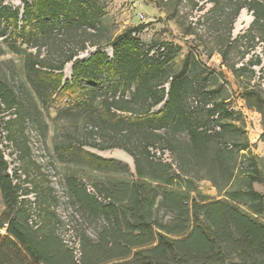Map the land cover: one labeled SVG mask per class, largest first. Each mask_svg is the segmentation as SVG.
Masks as SVG:
<instances>
[{"label": "rangeland", "instance_id": "obj_1", "mask_svg": "<svg viewBox=\"0 0 264 264\" xmlns=\"http://www.w3.org/2000/svg\"><path fill=\"white\" fill-rule=\"evenodd\" d=\"M0 3L18 10L19 20L18 29H14L12 19L0 17V82L15 102L14 108L2 107L0 111V154L7 163L6 173L13 183L27 190L29 200L30 194H39L41 203L40 194H45L52 204H59L65 241L76 242L78 230L80 236L85 233L93 237L95 230V224L83 222L79 208L68 201L67 179L74 176L93 183L108 176H123L121 167L97 163L82 152L115 160L133 172V158L124 150L97 149L113 144H121L138 158H145L146 147L152 144L168 148L192 200L199 205L222 202L264 226V50L256 43L257 37L243 36L253 18L246 9L236 14L242 0H79L70 6L64 5V0ZM25 5H32L33 14L23 32ZM242 12L249 21L243 20L236 27ZM131 32L140 52L167 46L172 59L153 70L150 80L162 84L165 91L170 83H178L179 113L183 114L184 102L192 94L210 100L220 115L218 136L198 133L210 116L204 109L192 118L181 117L176 128L131 131L107 109L116 112L109 106L114 102L126 110L119 115L123 119L141 114V108L130 100L132 85L122 88L100 74L97 81L80 82L91 89L90 95L78 88L58 93L55 77L28 69L33 62L36 69L47 71L73 54L61 71L62 83L72 81L71 67L76 62L86 61L98 51L111 56L112 43ZM253 43L257 45L246 53ZM256 56L260 57L259 64L254 63ZM185 62L188 69L175 78ZM250 62L253 75L239 70ZM165 102L152 112H160ZM8 120L7 131L4 126ZM225 144L232 148L225 149ZM117 153L126 154L131 163L116 158ZM157 218L160 223H169L173 216L160 210ZM225 260L237 258L227 255Z\"/></svg>", "mask_w": 264, "mask_h": 264}, {"label": "trees", "instance_id": "obj_2", "mask_svg": "<svg viewBox=\"0 0 264 264\" xmlns=\"http://www.w3.org/2000/svg\"><path fill=\"white\" fill-rule=\"evenodd\" d=\"M78 1L64 0V5H76ZM242 9H246L253 18L243 36L257 37L256 43H261L264 50V4L260 0H242L236 14ZM53 10L58 12L56 8ZM73 11L71 18L75 21L77 9ZM32 14V5H25L23 32L29 28ZM1 16L12 19L14 29H18V10L0 3ZM257 44L253 43L245 52ZM111 47V56L98 51L86 61L76 62L71 67L72 81L65 83L61 82V71L73 54L59 65L48 67L47 71L36 69L33 62L28 69L36 74L55 77L58 80V93L78 88L83 94L90 95L91 89L84 88L80 82L97 81L100 74L108 76L122 88L128 89L132 85L130 100L141 108V114L123 119L119 115L126 110L114 102L109 106L115 107L116 112H111L109 107L107 109L108 114L116 117L120 125H128L131 131L135 128L153 131L176 128L181 117L192 118L200 109H204L210 116L207 124L198 128V133L206 137L220 134V115L210 100L192 94L186 98L182 114L179 113L178 83H170L169 89L165 91L162 84L150 80L153 70L172 59L167 46L157 45L140 52L134 33L131 32L118 37ZM220 55L224 57L223 52ZM254 63L259 64L260 57L256 56ZM187 65L185 62L175 78L188 69ZM250 65L253 62L239 70L253 75ZM229 69L236 72L234 68ZM54 71H59V74H54ZM165 99L163 109L152 112ZM14 105L10 90L0 82V111L2 106L11 109ZM9 121L4 126L7 131L11 123ZM215 127L219 130L215 131ZM109 148L122 149L133 158L135 175L130 173L127 165L82 152L97 163L121 167L123 176H108L104 178L105 181H94V184L74 176L66 181L68 201L76 209L79 208L83 222L95 224L93 237L85 233L80 236L79 230L75 234L81 254L78 262L64 243L62 229L65 224L63 213L59 215L57 211L59 204H52L45 194H40L43 199L40 203L37 198L39 194H32L37 222L29 224L33 214L32 202L27 198L29 194L13 183L11 176L6 173L7 163L0 154V196L3 204L0 213V264H264V226L239 209L225 206L222 202L199 205L192 200L188 186L181 183L179 165L168 148L153 144L147 146L145 158H138L121 144L97 149ZM224 148L229 150L232 146L225 144ZM156 152L161 155L168 152L176 169L170 163L163 162L161 156L157 157ZM96 169H99L98 164ZM153 170L161 174L157 176ZM143 175L158 180V184L153 186L146 182ZM87 187L92 188L93 193H89ZM254 196L260 197L258 194ZM160 210L172 214L171 222L158 221L157 213ZM2 231L4 234H1ZM253 254L259 257L254 258ZM227 255L235 256L237 261H226Z\"/></svg>", "mask_w": 264, "mask_h": 264}, {"label": "built area", "instance_id": "obj_3", "mask_svg": "<svg viewBox=\"0 0 264 264\" xmlns=\"http://www.w3.org/2000/svg\"><path fill=\"white\" fill-rule=\"evenodd\" d=\"M3 107V106H2ZM215 131H218L219 128L218 127H215L214 128ZM153 153V152H152ZM156 156L157 157H160L161 156V160L163 162H166V163H170L172 168L175 170V165L172 163V160L169 156V153L168 152H163V154L161 155L159 152H156ZM87 191L89 193H93V189L90 188V187H87ZM32 195V194H31ZM31 199L30 201L32 202V206H31V209H32V212L33 214L31 215V218L29 219V224L33 225L37 222V218H36V215H35V211H34V205H33V202H34V197L33 196H30ZM99 199V198H98ZM64 243L72 250L73 252V256H74V259L76 260V262L79 261V258H80V250H79V244H78V241L74 242V243H71V242H68V241H65L64 240Z\"/></svg>", "mask_w": 264, "mask_h": 264}, {"label": "bare ground", "instance_id": "obj_4", "mask_svg": "<svg viewBox=\"0 0 264 264\" xmlns=\"http://www.w3.org/2000/svg\"><path fill=\"white\" fill-rule=\"evenodd\" d=\"M243 20L249 21V18L244 14V12H242L239 16L236 27H238L240 25V22ZM115 157L124 162L131 163V159L124 153H117Z\"/></svg>", "mask_w": 264, "mask_h": 264}, {"label": "crops", "instance_id": "obj_5", "mask_svg": "<svg viewBox=\"0 0 264 264\" xmlns=\"http://www.w3.org/2000/svg\"><path fill=\"white\" fill-rule=\"evenodd\" d=\"M133 168V172L130 170V168H129V166H128V168H129V171H130V173H132V174H134L135 175V166H134V163H133V166H132ZM143 180H145L146 182H148V183H152V185L153 186H155V185H157L158 184V180H154L153 178H151V177H149V176H147V175H143Z\"/></svg>", "mask_w": 264, "mask_h": 264}]
</instances>
